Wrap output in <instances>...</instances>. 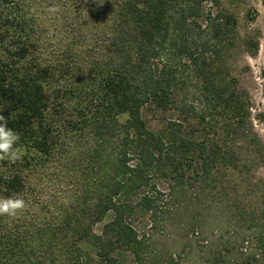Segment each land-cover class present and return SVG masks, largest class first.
Listing matches in <instances>:
<instances>
[{
	"label": "trees",
	"instance_id": "1",
	"mask_svg": "<svg viewBox=\"0 0 264 264\" xmlns=\"http://www.w3.org/2000/svg\"><path fill=\"white\" fill-rule=\"evenodd\" d=\"M219 2L0 0V114L22 154L0 161V198L26 202L0 216V264H117L116 248L142 264L130 219L157 209L152 173L215 181L240 167L239 134L260 153ZM147 113L174 118L156 130Z\"/></svg>",
	"mask_w": 264,
	"mask_h": 264
},
{
	"label": "rangeland",
	"instance_id": "2",
	"mask_svg": "<svg viewBox=\"0 0 264 264\" xmlns=\"http://www.w3.org/2000/svg\"><path fill=\"white\" fill-rule=\"evenodd\" d=\"M207 7L236 20L226 67L238 88L247 92L261 151L251 153L239 134L230 140L235 155L242 157L240 167L223 169L215 181L198 178L192 167L180 178L152 173L160 192L157 209L138 206L130 219L144 239L142 264H264L257 245L264 232V0H220ZM251 38L258 42L257 48H247ZM173 118L146 114L156 130ZM102 226L99 223L97 228ZM113 254L117 264H135L126 249L116 248Z\"/></svg>",
	"mask_w": 264,
	"mask_h": 264
},
{
	"label": "clouds",
	"instance_id": "3",
	"mask_svg": "<svg viewBox=\"0 0 264 264\" xmlns=\"http://www.w3.org/2000/svg\"><path fill=\"white\" fill-rule=\"evenodd\" d=\"M58 10L50 9L52 12ZM20 139V134L8 127V118L0 114V161L16 163L21 160L22 154L18 147ZM25 208L26 202L20 197L0 198V216L15 218Z\"/></svg>",
	"mask_w": 264,
	"mask_h": 264
}]
</instances>
